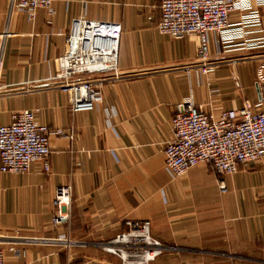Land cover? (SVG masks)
Listing matches in <instances>:
<instances>
[{
    "label": "crops",
    "instance_id": "0c3cea01",
    "mask_svg": "<svg viewBox=\"0 0 264 264\" xmlns=\"http://www.w3.org/2000/svg\"><path fill=\"white\" fill-rule=\"evenodd\" d=\"M76 17L119 25L122 73L104 85L99 107L80 112L51 79ZM161 19V0H56L32 13L0 0V125L30 109L74 135H51L50 172L40 162L0 171L6 264H122L103 244L127 221H150L152 236L172 247L148 264H264V157L230 175L202 162L173 179L165 154L185 99L215 116L246 101L264 109V0H241L230 28L210 35L207 73L195 65L198 38L161 33ZM61 185L72 204L57 225Z\"/></svg>",
    "mask_w": 264,
    "mask_h": 264
},
{
    "label": "built area",
    "instance_id": "2783aa9c",
    "mask_svg": "<svg viewBox=\"0 0 264 264\" xmlns=\"http://www.w3.org/2000/svg\"><path fill=\"white\" fill-rule=\"evenodd\" d=\"M56 0H11L12 7L29 13L39 8L51 9ZM241 0H161L162 19L159 30L174 37L195 35L198 38L195 64L204 73L215 64L211 61L212 33H225L231 26V12ZM251 21L260 23L259 12ZM104 24V23H103ZM98 20L76 17L67 36L64 53L56 59L51 77L55 86L70 95L73 112L89 111L104 100L103 87L119 79V32L102 27ZM1 90V86H0ZM173 138L166 143V169L177 179L202 162L212 163L220 175L238 171L243 163L264 157V109H254L246 101L241 109L209 114L188 98L177 105L172 117ZM74 138L63 128L40 123L30 109L12 114L8 124L0 125V171L26 173L33 163H42L50 172V137ZM220 189H227L224 180ZM72 204L70 187L55 191L56 213L53 222L64 223ZM129 229L103 244L107 252L118 255L122 264H148L171 249L151 234L150 221H127ZM0 264H6L0 241Z\"/></svg>",
    "mask_w": 264,
    "mask_h": 264
},
{
    "label": "water",
    "instance_id": "95a60500",
    "mask_svg": "<svg viewBox=\"0 0 264 264\" xmlns=\"http://www.w3.org/2000/svg\"><path fill=\"white\" fill-rule=\"evenodd\" d=\"M102 27H105L107 29H110L114 32H119V25L118 24H108L104 23Z\"/></svg>",
    "mask_w": 264,
    "mask_h": 264
}]
</instances>
